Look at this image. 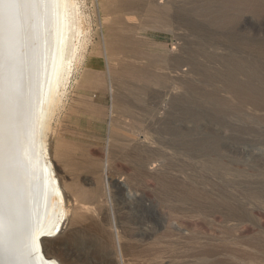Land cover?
<instances>
[{
  "label": "rangeland",
  "instance_id": "rangeland-1",
  "mask_svg": "<svg viewBox=\"0 0 264 264\" xmlns=\"http://www.w3.org/2000/svg\"><path fill=\"white\" fill-rule=\"evenodd\" d=\"M78 2L90 41L48 139L67 212L42 250L264 264V0ZM113 2L126 8L104 15ZM106 23L140 43L134 56H89ZM109 85L126 95L114 106Z\"/></svg>",
  "mask_w": 264,
  "mask_h": 264
},
{
  "label": "bare ground",
  "instance_id": "bare-ground-1",
  "mask_svg": "<svg viewBox=\"0 0 264 264\" xmlns=\"http://www.w3.org/2000/svg\"><path fill=\"white\" fill-rule=\"evenodd\" d=\"M118 8L126 5L113 2L104 15ZM81 14L78 0H0V264H61L55 250L41 246L59 233L67 212L48 139L90 41ZM152 21L163 26L157 15ZM101 31L90 57L101 48L109 65L112 55L137 53L140 43L129 33L107 23ZM112 87L114 106L126 95Z\"/></svg>",
  "mask_w": 264,
  "mask_h": 264
},
{
  "label": "water",
  "instance_id": "water-1",
  "mask_svg": "<svg viewBox=\"0 0 264 264\" xmlns=\"http://www.w3.org/2000/svg\"><path fill=\"white\" fill-rule=\"evenodd\" d=\"M50 238V237H49Z\"/></svg>",
  "mask_w": 264,
  "mask_h": 264
}]
</instances>
